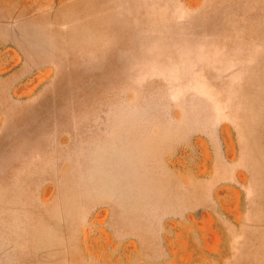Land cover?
<instances>
[{
    "label": "rangeland",
    "instance_id": "1",
    "mask_svg": "<svg viewBox=\"0 0 264 264\" xmlns=\"http://www.w3.org/2000/svg\"><path fill=\"white\" fill-rule=\"evenodd\" d=\"M0 264H264V0H0Z\"/></svg>",
    "mask_w": 264,
    "mask_h": 264
}]
</instances>
